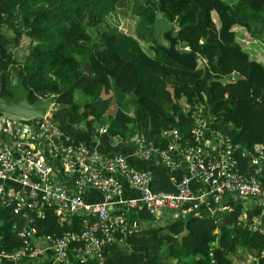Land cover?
Instances as JSON below:
<instances>
[{
	"label": "trees",
	"instance_id": "trees-1",
	"mask_svg": "<svg viewBox=\"0 0 264 264\" xmlns=\"http://www.w3.org/2000/svg\"><path fill=\"white\" fill-rule=\"evenodd\" d=\"M133 1L138 14L134 36L105 22L121 6L119 0H0V94H9L6 71L17 69L27 101L53 96L46 117L84 142L94 126L103 123L109 125V133L138 131L147 138L172 127L185 132L191 112L200 106L233 143L250 151L262 143L264 65L243 48L234 27L264 45V0H151V10L144 11L143 18L152 22L157 13L173 24L172 36L180 50L187 48L204 61L195 69L172 61L157 45L153 49L159 56L145 53L138 42L145 37L136 31L146 27L139 10L143 8ZM233 156L244 169L245 159L238 152ZM24 211L33 216L29 225L37 236L57 235L67 228L50 209L42 217ZM219 214L201 206L160 227L127 234L121 243H106L104 264L110 255V264H162L156 253L163 245L175 264H231L237 245L261 248L260 234L242 221L219 226ZM136 217L153 219L143 209ZM24 225L20 212L0 206V248L20 247L18 231ZM160 230L167 236L157 237Z\"/></svg>",
	"mask_w": 264,
	"mask_h": 264
},
{
	"label": "built area",
	"instance_id": "built-area-1",
	"mask_svg": "<svg viewBox=\"0 0 264 264\" xmlns=\"http://www.w3.org/2000/svg\"><path fill=\"white\" fill-rule=\"evenodd\" d=\"M50 107L39 119L0 115V206L12 207L25 221L18 231L20 247L9 251L0 248V263L17 264L47 251L55 264L88 260L104 264L102 246L121 243L125 235L137 232L139 209L159 218L182 204L194 203L196 212L201 206L208 212L224 211L228 198L264 204V141L252 151L233 143L200 106L191 112L185 132L172 127L147 138L138 131L109 133V125L103 123L94 126L86 142L63 133L51 122L46 117ZM100 136L127 152H100L92 144ZM234 152L245 159L244 169ZM151 158L171 175L178 170L179 161L184 162L185 172L178 178L171 176L173 191L151 189L152 172L129 163L130 159ZM116 175L138 195L119 199ZM190 183L200 186L197 193L190 189ZM91 190L101 194L100 201L85 200ZM45 209L52 210L60 225H66L60 234L37 236L36 228L29 225L33 216L24 210L42 217ZM72 219L77 220L75 226ZM242 224L262 236L255 261L264 264V226L256 218Z\"/></svg>",
	"mask_w": 264,
	"mask_h": 264
},
{
	"label": "crops",
	"instance_id": "crops-1",
	"mask_svg": "<svg viewBox=\"0 0 264 264\" xmlns=\"http://www.w3.org/2000/svg\"><path fill=\"white\" fill-rule=\"evenodd\" d=\"M92 144L93 146H95L97 150L103 153L127 152V150H125L123 147L119 145L111 144L106 136L98 137L93 141ZM176 159L177 161H179L178 158ZM129 163L138 169H147L152 172L151 189L153 190L173 191L172 177L176 178L175 173L180 172L179 174L180 176L186 170V165L182 161L181 162L179 161V168L175 173L172 174L173 176L171 175V173H169L167 168L163 166L156 158H151L148 160L130 159ZM257 176L261 178L259 174H257ZM115 178L118 181L120 187V194L118 195L119 199L125 200L128 198L136 197L138 195L136 190L127 186V184L124 182L121 176L116 175ZM189 187L193 191V193H197L200 189V186L195 183H190ZM100 198H101V194L99 192L91 190L87 192L85 200L100 201ZM239 200L244 201V205H245L244 208L240 205ZM227 204H228V208L224 211H221V214H219V226L221 225L231 226L240 221H242L241 222L242 224L243 222L251 221L252 219L255 218L259 219L262 226H264V204L249 200L247 198L246 199L228 198ZM195 207L196 205L194 203L182 204L176 210H172L164 214V217L153 218L151 220H143V221L141 220L138 223L137 229L138 231H143V230L160 227L163 223L167 221H172L177 217L184 216L190 212H196L193 211ZM165 236H167L165 230H160L157 233V237L164 238ZM34 242H36V240H34ZM155 243L158 244V247L161 245V243H159L158 240H156ZM258 251H259L258 247L256 248L254 246H251L250 244H247L245 246L237 245L234 252L231 254V264H260V262L255 261ZM156 257L162 264L176 263L175 262L176 260L172 255L169 254V252L166 250L164 245L161 247V250L156 253ZM113 258L114 256L110 255L109 257H107V261L105 263L110 264L114 260ZM190 259L191 258H187V260ZM16 263L17 264H55V262L51 260V256L47 251H43L35 259L30 260L28 258H23L17 261ZM0 264H11V263L2 262ZM64 264H71V263L67 262Z\"/></svg>",
	"mask_w": 264,
	"mask_h": 264
},
{
	"label": "rangeland",
	"instance_id": "rangeland-1",
	"mask_svg": "<svg viewBox=\"0 0 264 264\" xmlns=\"http://www.w3.org/2000/svg\"><path fill=\"white\" fill-rule=\"evenodd\" d=\"M133 0H119V4L121 6H118V8L115 10V12L112 14H109L105 17V22L109 24L110 26H115L118 30H121L122 32H126L134 36V29L136 27L137 19L136 16L138 14L134 13V5L132 3ZM151 0H136V3L142 6L143 9L141 10L142 18L143 12H147V10H151ZM135 2V1H133ZM143 2V3H139ZM160 15L156 13V16L152 22H147V18H143L145 20V29L141 30L140 26L138 27L136 31L140 32L145 39H140L138 42H140L141 48L145 51L146 54L149 56H159L158 52L156 53L153 49L155 45L158 47H167L168 46V40L167 37L172 36V28L174 27L173 24L168 23L161 17ZM152 30V31H151ZM234 31L237 32L239 38H243V48L246 49L248 52H253L254 55H258V60L261 61L264 65V45L263 43H259L256 40L249 39L248 35L245 33V31L242 28L234 27ZM8 34V31H6ZM10 35V34H9ZM140 37H138L139 39ZM25 42V41H22ZM10 46H6V49H9ZM176 48L180 50V47L178 44L176 45ZM196 61V67L200 68L203 66L204 61L199 59L197 56H195ZM195 67V68H196ZM14 71V70H13ZM11 70H7L6 74L4 76V79L6 80V89H10L9 85V76L13 72ZM233 75V73H232ZM230 78H233L230 75ZM52 101H53V96ZM73 97L75 100H79V102H83V98L80 97L79 93H73ZM81 98V99H80ZM51 101V103H52ZM51 106V105H50ZM79 128H82L81 126H76ZM83 129V128H82ZM240 201V200H239ZM240 205L244 208V201H240Z\"/></svg>",
	"mask_w": 264,
	"mask_h": 264
},
{
	"label": "water",
	"instance_id": "water-1",
	"mask_svg": "<svg viewBox=\"0 0 264 264\" xmlns=\"http://www.w3.org/2000/svg\"><path fill=\"white\" fill-rule=\"evenodd\" d=\"M168 46L159 47L160 51L172 61L195 69V56L187 48L178 50L177 40L173 36L167 37ZM9 94H0V112L21 119H39L51 105L52 97L37 98L33 102L27 101V90L19 77V71L15 69L9 76Z\"/></svg>",
	"mask_w": 264,
	"mask_h": 264
}]
</instances>
